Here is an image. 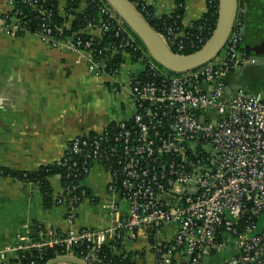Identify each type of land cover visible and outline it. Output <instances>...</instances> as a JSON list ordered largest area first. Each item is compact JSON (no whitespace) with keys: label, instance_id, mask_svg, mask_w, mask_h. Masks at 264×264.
Segmentation results:
<instances>
[{"label":"built area","instance_id":"1","mask_svg":"<svg viewBox=\"0 0 264 264\" xmlns=\"http://www.w3.org/2000/svg\"><path fill=\"white\" fill-rule=\"evenodd\" d=\"M89 1L94 0H80L85 5ZM98 1L96 22L70 36L63 34L70 30L67 22L51 27L46 0H7L0 28L12 38L33 34L54 49L86 54L90 75L109 76L111 90L117 93L118 71L114 76L107 73V60L130 58L122 50L133 47L131 42L122 39L116 48L95 53L91 44L96 38L90 36L86 42L79 38L87 29L101 35L115 30L116 37L123 33L116 13L104 0ZM145 7L153 10L152 3L146 2L141 10ZM22 8L37 14L40 23L34 29ZM153 14L157 16L154 10ZM244 17V10L238 8L225 47L200 68L172 76L151 63L149 74L141 78L146 66L140 62L143 71L129 77L127 84L133 115L106 125L93 137L87 134L71 142L65 155L82 160L71 168H78L86 178L94 167L106 173L110 225L66 233L42 230L37 241L19 234L15 245L0 250V264H7L9 256L17 259L20 253L52 246L65 247L60 257L102 264L98 253L108 243L126 236L135 239L138 234L147 239L168 226L172 237L168 241L157 237L158 246L150 247L151 264H204L221 254L227 255L220 264H264V89L250 93L239 88L229 96L226 84L230 73L256 64L254 57L239 49ZM195 31V41L185 46L183 40ZM164 32L161 36L178 56H185L181 54L185 49H202L213 35L207 38L193 26ZM64 158L57 165L64 166ZM77 188L62 190L56 200L65 206L69 225L83 202L73 195ZM73 248L80 250L77 256Z\"/></svg>","mask_w":264,"mask_h":264},{"label":"crops","instance_id":"2","mask_svg":"<svg viewBox=\"0 0 264 264\" xmlns=\"http://www.w3.org/2000/svg\"><path fill=\"white\" fill-rule=\"evenodd\" d=\"M145 1L152 3L158 17H170L176 9L174 0ZM68 2L57 0V5L60 16L71 25L73 14L83 13L86 5L80 2L71 15H66ZM238 8L245 12L242 48L260 46L264 43V0H238ZM7 9V0H0V18ZM205 12L204 0H184L183 30L190 29ZM82 33L101 38L96 29ZM249 53L256 64L227 76L229 96L239 88L250 93L264 89V48L258 54ZM143 69L140 62L133 63L126 57L115 80L120 87L114 93L112 78L90 75L86 54L54 49L33 34L12 38L0 28V168L37 171L59 161L75 138L100 133L106 125L130 118L134 108L128 95V80ZM100 101L105 102L104 109L98 107ZM107 181L103 169H92L83 186L91 191L94 200H84L74 223L69 225L65 206L46 209L37 185L0 177V250L15 245L19 234L36 238L42 230L66 233L108 227ZM50 185L52 200L56 201L62 194L59 179L52 178ZM135 237L126 236L122 249L132 254L135 264H151L153 253L147 239L141 234ZM171 237V226L159 233L160 241ZM226 255L207 259L204 264H220ZM12 260L15 257L9 256L7 264Z\"/></svg>","mask_w":264,"mask_h":264},{"label":"trees","instance_id":"3","mask_svg":"<svg viewBox=\"0 0 264 264\" xmlns=\"http://www.w3.org/2000/svg\"><path fill=\"white\" fill-rule=\"evenodd\" d=\"M41 1V0H39ZM132 7L137 11V13L146 21V23L159 35H165L166 28H174L175 30L182 31L181 18L184 8V0H174L176 9L170 17H158L153 14V10L149 7H142L146 3L145 0L132 1L127 0ZM209 1H213L209 4ZM80 0H71L67 4L66 15H71V11L78 7ZM206 12L202 18L193 24L195 29H200V31L209 38L215 31L218 18H219V0H205ZM100 3L98 0L89 1L86 8L81 14H73L74 21L70 25V30L64 31V36H70L74 33H78L88 26L93 25L96 22V17L99 12ZM44 8L52 12V17L49 24L54 29L55 27H61V25L66 22V18L61 17L58 10L57 0H46ZM23 11L28 15V19L31 20V26L36 27L40 22L37 20V14L29 12V9L22 8ZM123 33L116 37L115 30H109L101 35L100 39H93L91 44V49L93 52L97 53L103 51L105 48H116L122 39L129 40L133 47H127L122 50L124 54H127L133 63L141 62L146 66V72L141 76L145 78L147 73L149 74V64H154L156 68L162 71L161 67L153 60V58L148 54L143 43L138 39V37L131 32V30L122 22ZM197 31L192 33V36L188 39L183 40L184 45L188 46L190 41H195L197 36ZM80 40L83 42L91 39L90 36L82 34L79 36ZM244 38L239 43V49L246 55L251 56L249 52L242 48ZM198 50H187L185 49L181 54L189 56L197 53ZM172 52H177L173 47H171ZM124 59L121 56H114L113 58L107 60L106 71L110 75L114 76L119 68L123 65ZM176 76V74H172ZM91 137L95 136V133H91ZM66 160L64 166L57 165V163L42 166L37 171L34 172H16L7 169L0 168V177L2 178H12L16 181L23 183H32L38 186L40 193L43 198L44 207L50 209L52 206H58L57 201L52 200V189L50 185V180L52 178H58L63 191H66L68 187L74 186L78 187L73 193L74 196L80 198V201L86 199L93 201L92 193L89 189L83 186V182L86 179L84 175L78 171V168H71L73 162L80 164L81 159L72 155H64ZM69 177L67 178V176ZM160 232H153L147 237V242L150 247H157V237H159ZM37 241L39 237L32 238ZM163 245V244H162ZM161 245V246H162ZM74 254L77 256L79 253L78 248H73ZM65 253V247L63 246H52L43 248L41 251L32 250L29 253H20L19 258L10 261V264H46L48 261L63 256ZM98 256L102 259V264H135L132 260V254L126 253L122 249V241L110 242L107 246L103 247L98 253Z\"/></svg>","mask_w":264,"mask_h":264},{"label":"water","instance_id":"4","mask_svg":"<svg viewBox=\"0 0 264 264\" xmlns=\"http://www.w3.org/2000/svg\"><path fill=\"white\" fill-rule=\"evenodd\" d=\"M104 1L143 43L153 60L161 68L174 74L195 70L214 60L229 39L238 10V0H219L218 24L210 40L199 52L189 56H178L170 51L164 38L146 23L127 0ZM262 48H264V43L258 47H246V51L258 54ZM46 264L85 263L71 257H59Z\"/></svg>","mask_w":264,"mask_h":264},{"label":"rangeland","instance_id":"5","mask_svg":"<svg viewBox=\"0 0 264 264\" xmlns=\"http://www.w3.org/2000/svg\"><path fill=\"white\" fill-rule=\"evenodd\" d=\"M162 69V71L163 72H165V73H167V74H169V75H172V74H174V73H170V72H168V71H166V70H164L163 68H161ZM177 75V74H176ZM104 106H105V102H102V101H100V103H99V108L100 109H104Z\"/></svg>","mask_w":264,"mask_h":264}]
</instances>
